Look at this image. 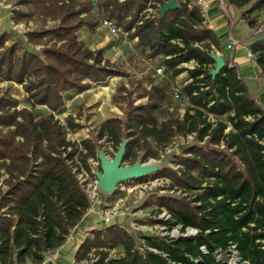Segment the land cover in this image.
<instances>
[{
	"label": "trees",
	"instance_id": "trees-1",
	"mask_svg": "<svg viewBox=\"0 0 264 264\" xmlns=\"http://www.w3.org/2000/svg\"><path fill=\"white\" fill-rule=\"evenodd\" d=\"M169 1L17 0L19 6L55 25L27 33L26 41L9 47V35L0 37V83L21 85L31 106V110L18 109L19 101L12 95L0 96L1 264L41 263L48 251L64 244L74 228L82 227L90 207L68 164L78 153L76 144L65 140L51 113L41 116L33 110L43 106L58 113L92 84L123 76L103 58L102 51H92L79 41L78 33L85 27L94 29L99 15L136 39L147 58L160 59L158 69L164 75L185 74L182 94L189 106L181 119L158 120L156 112L166 93L154 86L148 103L131 109L125 119H106L98 139L106 136L115 151L127 140L122 162L133 165L157 158L158 151L175 137L195 133V142L177 156L181 175L165 168L153 178H167L193 193L192 204L170 196H161L155 203L157 209L172 214L174 225L199 233L171 243L147 237L146 244L166 257L154 253L142 257L124 228L109 226L94 231L95 240H87L80 257L93 248L120 247L124 257L107 264H228L217 255L235 246L242 262L264 264V109L235 64L224 58L226 67L220 74L214 78L210 74L215 67L210 54L223 46L200 9L188 0H177L178 8L162 13ZM224 1L240 10L241 19L252 29L264 15V0ZM16 14L24 21L32 15ZM249 51L264 77V36L254 40ZM191 63L196 67H184ZM67 125L74 128L71 119ZM80 143L87 153L80 152L78 158L90 171L87 160L98 161V149L88 140ZM201 247L208 253L202 254ZM106 257L102 253L101 263Z\"/></svg>",
	"mask_w": 264,
	"mask_h": 264
},
{
	"label": "rangeland",
	"instance_id": "rangeland-1",
	"mask_svg": "<svg viewBox=\"0 0 264 264\" xmlns=\"http://www.w3.org/2000/svg\"><path fill=\"white\" fill-rule=\"evenodd\" d=\"M188 1L191 5H195V0ZM219 1L220 0H217V4L220 7L219 9L222 10ZM255 1L256 0H253V2ZM157 5L159 6V4ZM223 5L225 9L229 11L228 5L225 2ZM19 11L32 14L29 9L19 6L17 0H0V37L5 34L9 35V40L6 42V47H9L12 43L17 41H26L27 33L39 30H47L55 25V22L51 21L50 19H42V17L36 14L29 16L27 21L18 20L16 12ZM96 11L97 8L95 7L94 12ZM234 11L236 15L234 22H237L239 25L236 28L233 25L231 29L227 27L226 29L217 31L216 35L218 36V39L224 48H226L227 45L231 43V37L232 39L238 41V45L236 47L231 50L226 49L225 53L227 58L243 54L242 50L244 51L245 57H249V45L254 40H258L264 36V20H259L256 23L254 30L251 31L252 28L248 26L246 21L242 20L244 23L239 21V19H241V11L238 9H234ZM96 18L97 19H95V21L97 26L94 29L85 27L83 30H81L78 33L79 41L83 42L85 47L92 51H102L103 58L109 62L111 66L121 71L123 76L111 77L102 85L92 84L91 87L85 91V93H81L82 95L78 94L72 100L67 101L62 110L58 113H52L43 106H38L33 111L35 113H40L39 115L41 116L51 113L54 116L55 122H57L59 127L62 128L63 136L67 142L77 144L75 141L81 142L82 140H88L95 144L98 151H103L105 148L102 149L98 147L103 143V141H98V133L103 122L108 118L125 119L126 113H128L131 109L148 103V94L151 92L152 87L159 86L163 88L166 93L165 102L156 112L159 121L166 120L171 117L181 119L184 116L189 104L185 96L182 94L185 74H182L177 78L168 77L164 74L158 75L156 70L160 65V59L157 57L147 58L145 54L142 53L140 47H138L136 39H132L121 30H118L119 34L113 35L110 29L105 26L101 15ZM34 49L39 51L42 49V47H35ZM189 66L191 67L192 65ZM241 74L243 80H245L244 82L247 85L250 94L255 98L256 101L262 100L264 98V77L262 76L260 68L257 65L255 66L251 64L248 71H242ZM4 93H9L15 99H17V101H19L18 109L31 110V106L27 102L26 93L24 92L21 85L12 82H2L0 83V96ZM99 109H101V112H99ZM68 119L73 121L74 128H71L67 125ZM17 140L21 141L22 139L18 138ZM183 149L184 148L181 147L178 150V155L182 154ZM112 152L113 151H109L108 153ZM116 152L117 151H115V153ZM140 154H143L142 151ZM172 155L173 154L168 155L160 164H149L150 159L145 163H142L141 161L138 162H141L145 165H157L158 172H160L161 170L168 168V164L170 162L174 161L173 163H175L176 158ZM98 164L99 166H96L94 170L101 173L99 160ZM159 169L161 170L159 171ZM155 173H157V171L144 177L148 179L145 182H140L137 180L128 182L129 184H148L151 181L154 182L153 180L156 179L153 178ZM4 178H6V176H4ZM2 181L3 179L1 182ZM100 195L102 199L108 203H113L117 196H121L122 194L116 190L114 194H108L101 191ZM188 195L189 199L182 198V195L172 198L177 200L184 199L188 203L192 204V194ZM161 196L163 195L155 189L146 192L142 201V206L138 208L132 203V201H134V196L129 195L127 197L128 201L130 202L131 211H135L141 215L136 216L141 217L137 218L138 220H136L138 224H144L147 225V227L153 228L154 225L149 222V217L156 213L158 207L155 201ZM94 219L95 218H92L91 222ZM125 220L122 222L126 227L128 223L124 222ZM94 222L96 223V225H94L96 230L101 231L106 228L105 226L101 225L98 219H95ZM139 234H142V232L138 233V235ZM97 249L99 248H93V251L96 254L98 252ZM111 250L112 251H110L109 248H106V251L110 253L113 258L118 257L120 253L123 252L120 247L112 248ZM65 251L66 249L63 250V252ZM70 252L72 251L70 250ZM62 254L64 255V253ZM71 256L72 254L66 251V257L62 259V262H58L57 264H69V258Z\"/></svg>",
	"mask_w": 264,
	"mask_h": 264
},
{
	"label": "built area",
	"instance_id": "built-area-1",
	"mask_svg": "<svg viewBox=\"0 0 264 264\" xmlns=\"http://www.w3.org/2000/svg\"><path fill=\"white\" fill-rule=\"evenodd\" d=\"M219 2L221 4L223 13L228 18L232 19L230 13L225 9L223 5L225 1L220 0ZM195 6H197L200 9L202 15L206 18V16L208 15L211 9L212 4L207 0H195ZM261 20H264V15L260 17V21ZM104 24L106 27L110 29L113 35L119 34L118 29L115 28L111 23L104 21ZM207 24L208 23L206 21V25ZM252 30H254V28L251 29V31ZM230 39H231V43L226 47V49L228 50H231L238 45L237 40L232 39V37ZM189 65L192 66L190 67ZM184 67L188 69H193L196 67V64L195 63L185 64ZM156 73L158 75L163 74V69H157ZM99 112H101V109H99ZM195 140H196L195 133L180 135L175 137L170 144L166 145L165 147L161 148L158 151L157 158L150 159L149 164L152 163L160 164L168 155L173 154L172 156L176 158L175 163H173L174 161L170 162L168 164L169 166L168 168L176 171L178 175H181L182 166L177 163V156H180L178 155L179 152L178 150L181 147L184 148L194 143ZM205 140H207V138ZM98 141H103V143L100 144V148L102 149L105 148L103 152L108 157V159L111 160L115 155L113 142L109 141L106 136ZM75 142L77 143L76 149L78 150V153L76 154L74 160L69 161L68 164L71 166L79 185L84 190L90 202V207L86 211L81 222L87 220L91 222V219L95 218L98 219L101 225L105 227L120 226L124 228L135 239V244H136L135 250L138 251V253L142 257H145L147 253H154L166 257L165 254H162L157 249L151 248L146 244L145 238L147 237L162 238L167 243H171L173 240H176L180 237L191 238L198 235L199 231L192 227L184 228L180 224L174 225L175 219L173 218L172 214L164 208L157 209L156 213L149 217L150 218L149 222L152 223V225H154L153 228L147 227V225L144 224H138L136 220H138L137 218H141V217H136V216H141V215L135 211L134 212L131 211L130 202L127 199L129 195H133L134 201H132V203L136 205V207L138 208L142 206V201L145 193L153 189L158 190V192H160L163 196L168 195L170 197H175L182 195L183 196L182 198H187V199H189L188 194H193L191 191H187V190L185 191L178 188L177 186H174L172 182L167 178H156L153 180L154 182L151 181L148 184H143V183L129 184L130 181L122 182L117 186V191L122 195L117 196V198L113 203H108L107 201L102 199L100 195L101 190L98 188L97 185L98 181L95 175L96 171L94 169L96 166L97 167L99 166L98 161L89 158L87 160V165L90 167V171H88L84 166V164L82 163V161L78 158V154L80 152L84 154H86L87 152L79 141H75ZM203 143L204 142H202L201 145ZM222 148L224 147L222 146ZM71 150H72L71 148L68 149L69 152ZM109 151L110 152L113 151V152L108 153ZM160 170L161 169H159V171ZM135 180L138 181V179ZM131 182H133V180H131ZM94 220H92V222H94ZM123 220H125L124 222L128 223L126 227L123 225L122 222ZM95 230L96 228H93L91 230H85L82 229L81 226L74 228L71 231V233L67 236L64 244L54 251H48L44 256L43 261L39 264H57L66 257V251L72 254V256L69 258V264H107L110 260H117L124 257V253L122 252L118 257L113 258L112 255L106 251V248L97 249L98 251L97 254L92 249L84 257H80L79 254L80 250L82 249V246L87 242V240L89 241L95 240V233H94ZM140 232H142V234L138 235V233ZM64 249H66L65 252H63ZM111 249L112 248H109L110 251H112ZM70 250L72 252H70ZM200 251L202 254L208 253L205 247H201ZM62 253H64V255ZM102 253H107V257L104 259L103 263H101ZM217 258L219 259L224 258L228 262V264H248L247 262L241 261V258L239 257L238 251L236 250L235 246H231L226 253L220 252L217 255ZM29 264H37V263H29Z\"/></svg>",
	"mask_w": 264,
	"mask_h": 264
},
{
	"label": "water",
	"instance_id": "water-1",
	"mask_svg": "<svg viewBox=\"0 0 264 264\" xmlns=\"http://www.w3.org/2000/svg\"><path fill=\"white\" fill-rule=\"evenodd\" d=\"M178 7V2L176 0H171L163 4L161 12L166 13ZM210 56L215 63V67L210 73L214 78L226 67V62L224 58L218 53H211ZM125 151L126 140L122 141L118 151L111 160L108 159L103 151H98V160L100 162L101 173L96 172L95 175L98 181V188L101 191L108 194H114L117 190V186L120 183L144 178L149 174L158 171L157 165H144L141 162H136L130 166L124 165L122 159Z\"/></svg>",
	"mask_w": 264,
	"mask_h": 264
},
{
	"label": "crops",
	"instance_id": "crops-1",
	"mask_svg": "<svg viewBox=\"0 0 264 264\" xmlns=\"http://www.w3.org/2000/svg\"><path fill=\"white\" fill-rule=\"evenodd\" d=\"M208 1L211 2L212 6H211V9H210L208 15L206 16V21H207L210 29H212L215 33L217 31L226 29L227 27L229 29H231V27L233 25L235 28L239 25L237 22L236 23L234 22L236 19L234 9H236V8L228 5V10H229L228 12L231 13V15H232L231 16L232 19H230L223 13V11L221 9H219L220 7L217 4V0H208ZM239 21H242V19H239ZM241 23H244V22L242 21ZM225 51H226V48L223 47L221 51H216V52L219 53L223 58L227 59L230 63H233L237 66V69L239 71V75H240L242 80H243V78H242L241 72L245 71V70L248 71L251 64L256 66L255 61L251 57L250 51H249V57H245L244 51L242 50L243 54H239L238 56H233V57H229V58H227ZM243 81H245V80H243ZM83 93H85V92H83ZM257 102L264 109V98L260 101H257ZM94 225H95L94 222H90L87 220V221L82 222L81 228L85 229V230H91L94 228Z\"/></svg>",
	"mask_w": 264,
	"mask_h": 264
}]
</instances>
